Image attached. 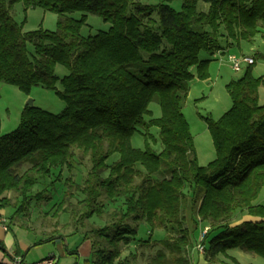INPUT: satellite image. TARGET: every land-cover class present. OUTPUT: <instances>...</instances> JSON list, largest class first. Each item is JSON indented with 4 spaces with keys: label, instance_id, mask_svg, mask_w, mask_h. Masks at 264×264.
Returning <instances> with one entry per match:
<instances>
[{
    "label": "trees",
    "instance_id": "16d2710c",
    "mask_svg": "<svg viewBox=\"0 0 264 264\" xmlns=\"http://www.w3.org/2000/svg\"><path fill=\"white\" fill-rule=\"evenodd\" d=\"M18 1L24 9L56 14V30L23 32L11 16ZM170 1L0 0V82L29 92L55 90L59 81L56 93L65 104L58 114L25 105L18 127L0 133V208L22 218L32 202L52 201L57 182L65 190L52 216L68 214L80 224L101 218L105 202L114 205L108 224L86 235L94 264H125L121 246L150 243L135 239L139 223L165 232L149 264H191L186 249L194 232L184 226L190 206L196 227L207 228L204 264H221L218 255L239 264L227 255L234 249L264 258V204L255 203L264 187V105L258 99L264 76L254 78L248 66L225 87L229 110L217 121L203 118L215 152L206 166L197 162L183 114L189 82L209 77V60H199V53L221 50L219 38L227 47L264 38V0H180L179 11ZM76 12L80 19L71 17ZM86 14L109 29L82 38ZM56 66L68 74L58 79ZM151 103L159 106V118H152ZM136 132L144 150L131 145ZM75 151L88 156L91 167L81 183L62 181L63 169L74 168ZM243 216L258 220L237 224Z\"/></svg>",
    "mask_w": 264,
    "mask_h": 264
},
{
    "label": "rangeland",
    "instance_id": "374dc122",
    "mask_svg": "<svg viewBox=\"0 0 264 264\" xmlns=\"http://www.w3.org/2000/svg\"><path fill=\"white\" fill-rule=\"evenodd\" d=\"M142 4L156 5L164 0H138ZM171 8L175 11L181 9L180 0H171L168 2ZM83 14L76 12L71 17L73 19H80ZM11 16L13 20L22 27L23 32H31L35 30H47L55 31L57 25V15L51 12H45L39 8L24 9L22 1L16 2L11 9ZM110 25L104 22L100 17L92 14H86L85 25L80 30V36L87 38L93 36L98 32H105L109 29ZM221 47H226V39L219 38ZM29 52H33V47L27 45ZM264 56V38L257 34L251 43L240 41L238 45L228 46L224 55L218 59H212L209 62L208 73L210 80H198L196 76L189 82V92L186 100L183 104V114L186 121L189 124L190 132L193 137V144L196 153L197 162L200 166H206L210 161L215 158V152L212 144L210 134L207 130V126L204 117H209L213 121H217L229 108L231 107V100L226 91V85L232 81L240 78L245 67L242 65V70L234 72L231 69V65L227 59L228 55H234L236 57H251L255 59L252 65L251 75L254 78L264 76V59L257 58L256 55ZM208 52L201 51L198 55L199 60H205L204 58H210ZM214 65L210 67V64ZM194 75L196 70L194 68ZM68 74V71L63 66H56L55 75L58 79H61ZM62 86L59 81L55 84V90L46 89L41 86L33 87L29 92H23L16 86L8 85L0 82V131L2 134H8L15 130L21 118V113L28 103L33 102V106L40 108L46 112L52 114L60 113L65 104L61 101L56 91H61ZM261 102L264 101V86L260 89ZM149 110L152 112V118H159L161 111L156 103L149 105ZM150 133L156 138L157 129L151 128ZM131 145L133 148L144 150L145 142L144 137L136 132L131 137ZM149 145L156 153L161 151V146L158 143L149 141ZM116 158V155L112 157ZM74 168L70 172L67 169H63L62 181L67 177L72 178L77 183H81L89 171L91 165L88 156L82 155L81 152L75 151V159L73 161ZM49 180L44 181L39 189L48 186ZM65 190L62 183H56L53 199L50 203H34L32 202L28 209V215L20 217L17 222L23 224L28 228L34 230L45 231L49 234H70V233H82L89 236L92 229L100 228L108 224L110 214L116 208L114 205L105 202V212L101 218L93 217L90 220L77 223L68 214L58 213L52 216L56 203L62 198V193ZM11 199L13 195H8ZM75 202V200H73ZM104 202V201H103ZM255 203L264 204V187L259 192L258 198ZM190 206V204H189ZM191 206L186 209L184 226L188 229L189 233L194 232V237H191L192 247L186 249V255L190 258L191 264L194 262L192 252H196L200 255V259L196 261V264H204L205 254L198 253L196 249L197 244L202 240L204 224H199L197 227L193 223V215L191 214ZM250 216H243L238 221L240 224L244 219H248ZM252 218V217H251ZM201 226V227H200ZM39 235V238L44 237L38 231L30 232ZM165 237V232L159 229H155L151 232L149 226L145 223H139L135 239L137 241L151 242L148 244H141L140 246H134L131 244L128 247L121 246V257L126 259L125 264H149L150 260L154 257L156 251L161 248L160 242ZM144 245V246H143ZM134 253V255L132 254ZM229 257L235 258L239 264H264V258L257 256L253 253L245 252L240 249H234L227 251ZM214 260L221 264L229 263V259L218 255ZM116 262V261H115ZM114 262V264H116Z\"/></svg>",
    "mask_w": 264,
    "mask_h": 264
},
{
    "label": "crops",
    "instance_id": "0c3cea01",
    "mask_svg": "<svg viewBox=\"0 0 264 264\" xmlns=\"http://www.w3.org/2000/svg\"><path fill=\"white\" fill-rule=\"evenodd\" d=\"M226 51L227 46L222 47L221 50L210 55L211 59H204L211 62L214 59L220 58ZM252 59L255 62V59ZM213 65L211 63L210 67ZM243 65L245 66L243 70L250 66ZM193 71L194 68L192 69V73H194ZM260 89L261 87L258 89V99L259 103L264 105V101L261 102L259 96ZM12 214L13 209L0 208V264H11L16 259H21L26 263H35L45 259H51L54 261V264H94L92 240L86 238L85 233L76 232L65 235L58 233L49 234L50 232L46 233L45 231L34 230L23 224H19L17 218H12ZM257 220L250 217L243 221ZM35 231H38L44 237L39 238V235L30 233ZM192 254L194 258V262L192 263L196 264V261L200 259V255H197L195 251Z\"/></svg>",
    "mask_w": 264,
    "mask_h": 264
},
{
    "label": "built area",
    "instance_id": "2783aa9c",
    "mask_svg": "<svg viewBox=\"0 0 264 264\" xmlns=\"http://www.w3.org/2000/svg\"><path fill=\"white\" fill-rule=\"evenodd\" d=\"M227 59L231 65V69L234 72L241 71L243 64L252 65L254 63V60L252 58H248V57H239L238 58L234 55H228ZM206 230H207V228H204L203 234L206 232ZM196 249L198 250V253L203 254L204 246L201 243V241L197 244ZM11 264H54V261L51 259H45V260L35 262V263H26V262L22 261L21 259H16V260H13Z\"/></svg>",
    "mask_w": 264,
    "mask_h": 264
},
{
    "label": "water",
    "instance_id": "95a60500",
    "mask_svg": "<svg viewBox=\"0 0 264 264\" xmlns=\"http://www.w3.org/2000/svg\"><path fill=\"white\" fill-rule=\"evenodd\" d=\"M26 105H28L29 107H32L33 106V102L30 100V101H28V103Z\"/></svg>",
    "mask_w": 264,
    "mask_h": 264
}]
</instances>
